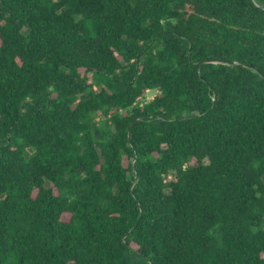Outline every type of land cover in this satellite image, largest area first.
Returning a JSON list of instances; mask_svg holds the SVG:
<instances>
[{"label":"trees","instance_id":"obj_1","mask_svg":"<svg viewBox=\"0 0 264 264\" xmlns=\"http://www.w3.org/2000/svg\"><path fill=\"white\" fill-rule=\"evenodd\" d=\"M0 264H264V0H0Z\"/></svg>","mask_w":264,"mask_h":264},{"label":"built area","instance_id":"obj_2","mask_svg":"<svg viewBox=\"0 0 264 264\" xmlns=\"http://www.w3.org/2000/svg\"><path fill=\"white\" fill-rule=\"evenodd\" d=\"M153 92H147L144 96H142V97H138L137 99H136V102H138V104H141L143 101H146V100H149V99H151L152 98V96H153Z\"/></svg>","mask_w":264,"mask_h":264},{"label":"rangeland","instance_id":"obj_3","mask_svg":"<svg viewBox=\"0 0 264 264\" xmlns=\"http://www.w3.org/2000/svg\"><path fill=\"white\" fill-rule=\"evenodd\" d=\"M98 117H99V115H98ZM165 191H167V190H165Z\"/></svg>","mask_w":264,"mask_h":264}]
</instances>
